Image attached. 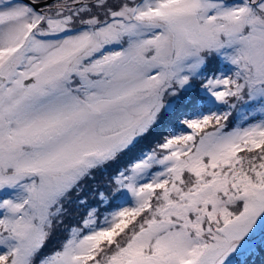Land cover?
Masks as SVG:
<instances>
[{
  "label": "snow or ice",
  "instance_id": "6c2138e0",
  "mask_svg": "<svg viewBox=\"0 0 264 264\" xmlns=\"http://www.w3.org/2000/svg\"><path fill=\"white\" fill-rule=\"evenodd\" d=\"M125 158L97 195L131 200L90 208L45 253L66 205L86 203L87 182ZM257 253L264 0H0V264H248Z\"/></svg>",
  "mask_w": 264,
  "mask_h": 264
},
{
  "label": "rangeland",
  "instance_id": "374dc122",
  "mask_svg": "<svg viewBox=\"0 0 264 264\" xmlns=\"http://www.w3.org/2000/svg\"><path fill=\"white\" fill-rule=\"evenodd\" d=\"M212 67H213V69H215L216 64H213ZM219 67L222 71L226 70L222 63L219 65ZM208 74H211V73H208ZM178 115H179V111L177 112L176 117ZM176 117H174L171 121H165V123L152 136H150V141L143 142L142 146L149 144L153 140V137H155V136L157 137L158 133L162 130H164L162 133L167 135L169 130H172V125H173V122L175 121ZM180 117L183 118V116H180ZM259 118H260L259 114H257V119H259ZM240 123H241V121L238 118L235 121L230 120L229 127L239 126ZM155 145H156V142H154L152 147H149L147 150H145L143 152L144 153L149 152ZM108 184H109V179L107 178L106 172H105V174L103 172H97L95 179L87 182L86 186L83 189V192L80 195V199H83L84 201H86V203H84L82 205L78 202V199L76 196H74L72 198V202L68 203L66 205L68 211H67V215L63 217L64 222H63V224L59 225L55 229L51 240L48 242V244L45 248V252L48 253L47 250H49V247L53 244H57V245L59 244V247H60L61 243L69 235V230L71 229V227L77 226L79 224V222L81 221L80 215L82 214L84 216L85 213L90 208H98L101 213H107L109 211L116 209V207L113 208L112 210L110 208L106 209V204L101 203L100 198L97 195L98 193H106L107 194V191H109ZM100 188H101V190H99ZM117 199H120V205L119 206H125L126 201H130L131 197L127 193H125L123 195V197L118 195L114 200H117ZM64 235H66V236H64ZM243 259H244L243 256L240 257L241 261Z\"/></svg>",
  "mask_w": 264,
  "mask_h": 264
},
{
  "label": "trees",
  "instance_id": "16d2710c",
  "mask_svg": "<svg viewBox=\"0 0 264 264\" xmlns=\"http://www.w3.org/2000/svg\"><path fill=\"white\" fill-rule=\"evenodd\" d=\"M183 113H184V110L181 109V110L179 111V115L175 118V121L173 122V125H175L176 122H177V120L181 118L180 116H183ZM173 125H172V126H173ZM163 131H164V130L160 131V132L158 133L157 137H156V136L153 137V140H152L149 144L143 145V146H142V150L145 151V150H147L149 147H152L153 144H154V142H156V143L160 142V140L162 139L163 135H165L164 133H162ZM169 131H171V130H169ZM161 134H162V135H161ZM147 141H150V137H149L148 139H146L144 142H147ZM127 163H128V159L125 158L124 160L120 161L117 165H113V166H112L111 168H109L108 170H106V171H102V172H103L104 174H105V172H106L107 178L110 180V178L114 175L116 169H117V168H123ZM99 190H101V188H100ZM107 192H108V191H107ZM98 197H99V196H98ZM111 202H112V203H111L110 206H109V205H106V209H107V208H110V209L112 210L113 208H115V207H117V206L120 205V199H117V200L112 199ZM88 206H89V205H88ZM104 207H105V206H104ZM106 209H105V210H106ZM105 210H104V211H105ZM80 217H81L80 219H82L84 216L81 214ZM64 236H66V235H64ZM57 248H59V244H58V245H57V244H53V245H51V246L49 247V250H47V251H48V253H50V252H52L54 249H57ZM45 253H47V252H45ZM248 264H264V255H261V254L257 253L256 256H252V257L249 259Z\"/></svg>",
  "mask_w": 264,
  "mask_h": 264
}]
</instances>
